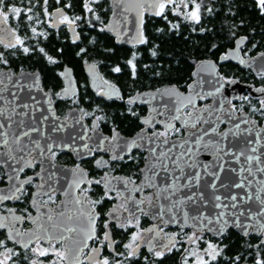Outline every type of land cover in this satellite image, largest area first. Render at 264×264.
<instances>
[{
  "label": "water",
  "instance_id": "obj_1",
  "mask_svg": "<svg viewBox=\"0 0 264 264\" xmlns=\"http://www.w3.org/2000/svg\"><path fill=\"white\" fill-rule=\"evenodd\" d=\"M139 2V0H119L117 3L116 0H111L113 14L110 17L107 25L104 29L114 36V40L118 44L124 45H137L140 44L138 42L140 36V26L138 24L139 17L137 15L138 9L135 5ZM56 11L53 10L52 13ZM150 14L148 12H145ZM57 17H53L52 25L56 26L58 23L55 21ZM73 27V26H72ZM0 28H3L4 31L0 32V39L4 41L3 45L11 42L15 43V36L13 35V30L9 27L8 24H0ZM70 35L72 38L77 39V35L75 32L70 30ZM16 35V34H15ZM241 39H237L235 46L231 49H228L226 55L219 59L220 62H224L227 60H232L234 62H238L242 67L253 68L257 73H264V55H259L250 60L243 59L239 56V45L238 41ZM86 66L87 75L90 77V83L92 88L95 89V83L98 79H100V75L96 69V65L94 63H88ZM65 70H68L67 75H61L66 84L65 89L62 91V96L67 97L72 93H76V88H74V81L72 78V70L70 67L65 66L62 70V73H65ZM5 75L2 77L3 85L0 88H3L7 85L8 91L0 92V96H3L4 99L0 100V107L7 108L11 111V105L8 104V101H12V93H16V103L17 104H28L29 107L27 109L17 108L16 111L19 113H26V115H21L18 117H14L16 120L23 119L24 121V130L28 128H37L38 132H33L31 135L32 140H38L41 146L53 145V151H70L75 162L80 161L84 158H88L92 155L93 150L91 148H85V145H88L89 142H92L96 146L101 144L103 138H106L102 132H99L96 129H93L94 133H97L98 136H94V141L90 139H85L86 129L85 125H71L68 124L67 120L64 118L58 117L55 113V107L52 104L49 98V92L44 90L42 86V82L37 71L33 72H21L14 74L11 69H6L2 71ZM192 80L189 82L190 89L188 91L181 90L178 86L171 84L164 86L160 90H146L141 91L135 94L133 97V101H142V102H151L152 106L161 107L166 106L171 114V117L176 116V108L180 106H184L183 108H187L188 106L193 107L188 104L189 98L195 99V106H197L198 96L206 95L211 99L210 103L213 100L212 95H209L213 87L216 84L222 83L221 76L217 73V65L213 59H202L198 61L193 70H192ZM11 75V80L7 77ZM111 86V89L114 92L118 91L115 86ZM116 93H113L112 96H115ZM226 95H224L223 99L220 100L217 104L212 105L215 109L218 106H222V103L225 102ZM218 105V106H216ZM226 109L223 107L222 112ZM211 113V114H209ZM206 115L197 116L202 117L203 121L199 127L194 130H189L188 133L184 137H167L168 143L164 144L163 140L165 138L153 137L151 136H141L132 135L130 137L120 135L116 140H120V143H116L117 145H113L115 149H121L120 153H116L115 156H122L127 154L133 147H139L148 152V159L145 160L143 166L141 167V178L138 182L139 186L142 188L144 186L153 189L154 193V201L150 205H148L144 210L146 213L151 214V219L156 221L153 216L159 214L160 207L166 210L168 207L172 206L173 202L186 200L187 196L192 195L195 202L187 201L186 203L180 206V210L177 211L175 208L173 211L175 212L178 222H170L167 225L170 227L182 228L184 225L185 217L184 213H188V216H196L199 214H203L208 216L209 218H215L216 214L221 211V209H216L214 207L215 196H221V202L230 203L228 199L232 194L245 195L244 189H237L232 187L231 185L235 183H239L242 177H247L245 181V185L247 188V192L253 194V201H250L247 205H240L243 209H251L253 211L257 210L259 205L255 201V193L257 189L260 188L259 181H264V174L257 173L255 171L256 164L253 162L252 165H249L246 162L245 157L247 155H259L261 161H264V126L257 125L255 123L251 124L248 119H246L245 114L234 115L230 109H226L224 115L218 114V112H211ZM71 113L69 116H72ZM181 119L178 122L183 126L185 122H180L184 117L189 119L188 116H184L180 113ZM220 115V117H218ZM71 118V117H70ZM193 118V116L191 117ZM219 118V119H217ZM173 120V119H172ZM73 122H76V119H72ZM195 121V118L190 120L188 125H191ZM223 121V122H221ZM239 125V130L236 128V125ZM223 125V127H222ZM221 127V128H220ZM215 128L216 131L213 133L211 129ZM205 130L208 131V135L204 136L201 144L199 146L192 144V153L191 159L189 157H185V160H188L189 163H194L196 165L195 168H189L184 166L183 173H181L180 169L175 168L171 163L168 164V170L165 171L162 166L167 158L162 160H158L156 157L152 156L149 149L155 148L156 155L159 156L161 151L167 152L168 149H172L171 157L173 159L176 158L178 154L184 152L189 147L188 144H184L186 140L192 142L196 139V136L200 135ZM251 130V131H249ZM19 131V129H16ZM189 133H195L196 135L190 136ZM224 133H228L225 137ZM232 133H238L233 136ZM259 134V137L258 135ZM103 135V136H102ZM102 136V137H101ZM140 138V143H135V140ZM150 138L154 141L150 143ZM260 139V144H256V140ZM251 141V143H248ZM25 143H29V138H24ZM177 145L173 147V145ZM180 144H184V147H179ZM129 145H132L129 149ZM31 146V145H30ZM125 148H116L123 147ZM15 147V145L13 146ZM252 147H256L258 151L256 153H252L250 149ZM218 148H224L226 151L230 150L233 153L244 152L245 155L240 157V162H236L235 155H224L223 152L218 151ZM46 155L43 160L44 171L40 172L41 175L37 176V174L31 176L34 178H40L44 176L46 179V190L43 192L51 191L56 188L60 191L62 195V201L54 208H56L55 212H52V219L49 220L47 215H42L39 210L34 215L33 218L36 219V223L28 229L23 237H17L21 241V243H14L22 247L23 243H26L28 239L32 237L34 233H37L39 229H49L61 231L68 227H85L87 225L86 217H81L80 213L82 211L81 205H77L75 203V198L77 191L83 185H90L91 178L88 176L86 171L82 167H67L64 164H56L54 160L49 156L50 153L47 152L45 147ZM35 155V154H34ZM114 155H112L113 158ZM97 161H102V159H98ZM97 164V162H95ZM181 165H184V162H180ZM223 164V169L221 170L220 165ZM155 165V167H151ZM205 166H207L208 172H219L220 179L215 180L217 185L216 189L213 190L210 186L214 181V177L205 174ZM241 167L247 169L251 167L253 170V175L249 176L248 172L245 171L240 173ZM6 172V168H4ZM196 172H200L201 179L197 183L194 179H192ZM83 173L84 175H81ZM22 174V173H21ZM20 179L24 180L27 177H21ZM50 177V178H49ZM174 177H180L179 181L173 185ZM116 186L114 188H110L111 191L115 192L118 188H120L125 178L115 177ZM125 179V180H124ZM85 181L80 184L79 188L70 187V185H74V182ZM248 181H251L252 184L249 187ZM6 184L0 186V189H5L9 187V183L7 181V176L5 179ZM106 182V181H105ZM153 185V186H149ZM171 185V187H170ZM224 185V186H221ZM122 188V187H121ZM165 189H167L165 191ZM157 192L160 194L159 200H157ZM174 193V194H173ZM85 196V195H84ZM203 199H200V197ZM261 196L264 197V192L261 193ZM84 199V198H83ZM6 201V200H5ZM4 202V201H3ZM129 206V203H128ZM151 207V210L149 211ZM135 208V207H133ZM90 209V205L88 202L84 201L83 210L87 211ZM137 212V211H136ZM128 215V213L126 212ZM172 213H168L165 211L164 220H168L171 217ZM72 219H69V218ZM229 220L228 227L225 229L224 234L227 230H233L235 233L240 236L245 237L243 235L242 230L239 227H236L231 221L232 217H226ZM241 221L248 223L245 221L243 217H241ZM161 223L166 225L162 220ZM195 223L194 221L189 220L188 224L183 226V228L193 229L191 225ZM206 223V222H205ZM206 231V230H205ZM204 231V232H205ZM207 234L215 239L216 236L213 235L212 232L206 231ZM21 233V232H20ZM255 234V233H254ZM74 239H82V233H73ZM256 235V234H255ZM171 237L159 241V237L156 235L151 236L146 244V250L152 251L157 247L162 248V245H168ZM46 243V242H45ZM90 241H88L89 245ZM31 245V244H30ZM29 245V246H30ZM28 246V247H29ZM71 251L68 250L64 246L66 252H68V259L64 260L65 264H77V257H79V264L85 263L89 264V256L88 253L85 257H83V251L81 252L79 248H77L74 244L70 245ZM97 248V247H95ZM163 249V248H162ZM91 252V251H90ZM101 258L98 257V259Z\"/></svg>",
  "mask_w": 264,
  "mask_h": 264
},
{
  "label": "flooded vegetation",
  "instance_id": "obj_2",
  "mask_svg": "<svg viewBox=\"0 0 264 264\" xmlns=\"http://www.w3.org/2000/svg\"><path fill=\"white\" fill-rule=\"evenodd\" d=\"M71 3V8H64V12L69 17L81 16L84 17L81 20L77 21L74 25V32L77 35V39H74L70 35L69 25L66 23H56V26L52 25L53 19L52 16L44 15V5L43 0H32V4L36 5L33 7V11L29 13V15L33 16V20L31 22L27 21L25 17H21V20L18 21L16 19H10L7 23L11 30L15 32V36H20L24 40L23 47H28L30 49V53L34 50H39L42 48L43 40L48 36H52L57 43L59 41H63V38H60V35L63 34L71 43L83 42L80 44L81 48H87L90 44H94V39L88 38L87 35L98 32H104L109 34L108 36L112 37L114 43V36H111L109 32H107L104 27L107 25L110 17L113 14V8L111 4V0H100L99 6L93 5L96 10L97 15H99L100 19H92L91 14H85L83 9L84 0H61L60 4L56 3V0H49L47 9L49 13H52L53 10L57 8H61L64 4ZM8 6L15 4L22 9H27L31 5H29L28 0H6ZM40 7V10L36 11V8ZM260 12V10H259ZM261 14V12H260ZM37 18L39 22H37ZM154 19H160V21L168 22L169 20H164L160 17L153 16L151 14L145 13L143 16V26L142 33L143 37L146 39L145 26L151 24V21ZM55 21H59V17L55 19ZM31 27H36L38 33H44L45 35H37L34 36ZM251 30L255 29L252 33L242 34L238 36L230 35L228 43H225L223 47V51H221L216 57L215 63L217 65V73L221 76L222 84L224 85L223 94H228L227 101L223 105L227 109H230L234 115L245 114L246 119L253 124H257L260 126H264V107L261 106V99H264V92H257L256 89H264V73H257L253 68L242 67L238 62H234L232 60H227L224 62H220L219 59L226 55L228 49H231L235 46L236 40L244 38L243 43L239 45L238 51L239 56L243 59L250 60L256 56L264 54V27L249 28ZM94 31V32H93ZM118 44V43H116ZM144 43H140L137 45H125L130 46L132 48H137L139 45ZM120 45V44H118ZM124 45V44H122ZM59 46V45H58ZM40 54L41 52L38 51ZM0 53L4 54V58L8 61L7 64H0V71H4L6 69H11L14 74L21 72H33L37 71L39 73L42 86L44 90L49 92V98L52 104L55 107V114L67 120L68 124L71 125H85L86 134L85 139H90L94 141V136H98L97 133L93 132V129L102 132L106 138H103V144H99L96 146L92 142H89L87 147L93 150V153L88 158H84L80 161L74 160L70 151H54L56 152L55 158L53 159L56 164H64L67 167H82L88 176L91 178L90 185H83L77 191L76 196H80L82 189H89L88 192L85 193L84 201H100L103 198L102 203H98L95 206V212L98 216L96 220V233L98 237H102L103 234V225L108 220V213L113 209L114 206L123 205L127 202L130 207H135L136 201L144 200V203L140 205L143 209H145L149 204L145 199V195L149 194L152 198V203L154 201V193L152 188H148L146 186L140 187L138 182L141 178V167L143 166L145 160L148 159V152L139 147H133L127 154L122 155L123 159H113L112 155H116V153H120L121 149H114V146H107V143L113 141V137L116 136H152L154 132H161L165 130L166 124L174 125L175 128H179L180 132L175 133L173 136L168 137H184L189 130H194L199 127L203 121V118L199 120V123L196 124L195 128L187 129V127L182 126L178 120H172L171 114L166 106L155 107L151 105V102H142V101H133V97L136 93L146 90H160L164 86L169 84H163L156 87H145L142 89H130L123 90L119 84H117L111 77L106 74L107 72L103 70L100 66V63L96 61V59H83L81 60V68H73L72 66L63 63L61 67H57L59 61L54 58L57 63L52 64L49 63L47 58L45 57L44 63H42L41 59L37 57L38 53H34L30 55L24 54L22 47L17 46L16 48H6L3 44H0ZM37 54V55H36ZM17 56L14 58V61L11 60V56ZM264 60V59H263ZM94 63L96 65V69L98 74L100 75V79L96 80L95 89L90 87V77L86 72V64ZM56 65V67H55ZM65 66H68L72 70V78L74 81V88H76V93H72L67 97L62 96V91L65 89L66 84L61 76L62 70ZM48 67L53 71L54 74L47 75L45 74L43 68ZM264 68V67H263ZM55 71V72H54ZM237 84V91L234 92V95L230 91L231 83ZM3 84H0L2 86ZM115 86L117 92L111 89V86ZM241 85H246V89L241 91ZM190 86L185 91H188ZM113 93H116L115 96H112ZM205 99H200L198 96L197 106L182 108L181 114L184 116H188V113H193V118L195 121L197 116L203 115L206 111L205 107L210 104L211 99L208 98L205 94ZM247 97V99H245ZM115 107H119L123 110V112L132 119L131 124L127 123L125 125L120 126L118 121L114 118ZM72 116H69L70 114ZM71 117V118H70ZM220 117V115L218 116ZM76 119V122H73L72 119ZM193 118L187 119L186 117L180 122H189ZM134 120V121H133ZM146 121L148 123H146ZM190 127V126H189ZM223 127V125H222ZM221 128V127H220ZM174 131V130H173ZM171 133V132H170ZM102 135V136H103ZM101 136V137H102ZM180 137V138H181ZM164 138V137H160ZM140 138H137L134 142L140 143ZM133 155H138L140 157L139 163H137L136 172L137 176L129 178V174L133 175L132 169V160ZM51 157V155L49 154ZM31 159V157H30ZM98 159H102L105 162L104 166H97L95 162ZM44 168L40 162H36L34 167L25 168L24 172L21 174V177L33 176L37 173L41 172V168ZM4 168H0V175L4 176L3 181H0V186L6 184V174ZM103 176L106 180L104 185L101 187L100 185L92 184V179L98 176ZM42 177V178H41ZM40 178H34L30 184L24 186V191L26 195L21 196L19 200H6L4 202H0V216L8 217L9 222L11 223V214L8 211L9 209L15 210L16 216L24 217L23 220L15 222L14 227L17 231L21 233H25L30 227L33 225L32 219L34 215L37 213V210L42 213V215H47L52 217V212L56 211L54 206L58 205L60 201H62V195L60 191L56 188L52 189L50 192L51 195L54 196V201H49L45 204V201L49 200L48 195H40L36 197L35 204L33 206V194L37 192L38 186L40 184H45L46 179L44 176ZM120 177L125 178L124 184L117 189L115 192L110 191L108 194L111 196H118L119 203H115L114 200H109L105 198V185L108 187L114 188L116 186V181L114 178ZM141 188V191H136L134 189ZM46 190V186L42 191ZM120 193L121 195H118ZM121 221L124 217H128L126 212H123L121 209ZM139 212V211H137ZM136 212V213H137ZM140 213V212H139ZM142 219L140 220V227L143 235L141 239L138 241L140 244L139 249L136 252L135 257H140L141 255L148 254L150 257L155 256V252L157 251H165V254L169 253L167 249H162L160 247L155 248L152 251H147L146 244L148 239L156 235L159 237V241H163L167 239L163 234V231L167 230H176V227H170L167 224L164 225L161 223V219H157L153 222L151 219V214H143ZM109 228L112 232V239L119 242V230L122 229L117 226L115 221H112L109 224ZM153 228H162V232L157 231H143L146 229ZM124 231V229H122ZM127 234H132L134 232L133 229L128 228L125 231ZM227 232L225 233L227 235ZM9 233V228L0 229V240H5L6 245H9L15 249L17 253L24 254L27 250L36 244L35 241L25 249H22L18 245H16L13 241L7 240V235ZM224 234V235H225ZM203 235L207 236L208 239H214L208 236L207 232L203 231ZM223 235V237H224ZM206 237V238H207ZM215 240L216 244H219V241L223 239ZM246 237V236H245ZM169 238V237H168ZM45 243V242H41ZM182 244V243H180ZM184 244V243H183ZM186 245V243H185ZM189 245V244H187ZM99 242L90 241L88 247L83 251V257L86 256L93 248L99 247ZM170 246V245H169ZM120 246H116V251ZM179 249V250H177ZM175 251H181L184 253L183 248L173 249ZM113 255L110 253L107 248H105L101 257L105 255ZM84 263V262H83ZM241 264H246V254L243 257V261Z\"/></svg>",
  "mask_w": 264,
  "mask_h": 264
},
{
  "label": "snow or ice",
  "instance_id": "obj_3",
  "mask_svg": "<svg viewBox=\"0 0 264 264\" xmlns=\"http://www.w3.org/2000/svg\"><path fill=\"white\" fill-rule=\"evenodd\" d=\"M49 0H43L44 7V15L45 16H53V17H59L58 23H66L69 25L70 30L74 32V28L72 27L77 21L81 20L84 17L81 16H75V17H69L65 14L64 8H71V3L64 4L61 8H57L54 13H49L47 9ZM118 3L119 0H116ZM30 7L27 9H22L21 7L16 6L15 4H12L11 6H8L6 3V0H0V24H7L10 19H16L18 21L21 20V17H25L27 21L31 22L34 18L32 15H29L33 11V7L36 5L32 4V0H28ZM57 4L61 3V0H56ZM100 0H84L83 2V9L85 14H91L92 19L99 20L100 17L97 15L95 8L93 5L99 6ZM257 7L259 8L262 15H264V0H256ZM135 7L138 9L137 15L139 17L138 24L140 26V36L138 39L139 43H147V40L143 37L142 33V26H143V16L145 12L150 13L153 16L160 17L164 20H168V14L170 13L172 16L175 17H182L184 20L191 22L193 24H198L201 22L202 16H201V10L204 7L203 0H139V2L135 5ZM206 11L208 13L212 12L211 8H206ZM37 22H39L37 18ZM53 26V25H50ZM173 28H177V24H172ZM4 29L0 28V32H3ZM31 31L34 36L37 35H45L44 33H38L36 27H31ZM13 35L15 36V32H13ZM244 38H241L240 41H238V45L243 43ZM4 41L0 39V44H3ZM24 40L20 36H15V43H7L4 46L6 48H16L17 46H21L24 54H29L30 49L28 47H23ZM39 51L45 55L49 63L55 64L57 61L49 56L43 48L39 49ZM84 50L81 49V52ZM155 55V53H153ZM264 55V54H261ZM136 57L135 54H133L132 59L128 61V64L132 68L133 76H135V61ZM8 61L4 58V54L0 53V64H7ZM115 72H120L121 69L119 67H116L113 69ZM68 70H65V73H61V75H67ZM5 74L0 71V84L3 83L2 77ZM9 80H11V75H8L7 77ZM8 91L7 85H5L3 88H0V92ZM219 91V89L217 90ZM257 92H264V89H256ZM65 92H67V89H65ZM12 101H8V104L11 105V111H9L7 108L0 107V168H6V175H7V181L9 183V187L7 190L0 189V202H3L5 200H19L21 196L26 195V192L24 191V186L27 184H30L33 180V177L29 176L27 179L21 180L20 174L24 172L25 168H31L35 166V163L38 161L43 165V160L46 155L45 147L47 149V152L51 154V158L54 159L56 153L52 150L53 145L49 144L46 146H41L40 142L38 140H32L31 135L33 132H38L39 130L37 128H28L27 130H24V121L23 119L16 120L14 117H18L21 115H26V113L22 114L16 111L17 108H24L27 109L29 107L28 104H17L16 103V93L13 92L12 94ZM211 95V93L209 94ZM200 99H205V96L201 95L199 97ZM4 97L0 96V100H3ZM247 99V97H245ZM261 106L264 107V99H261L260 101ZM188 104L195 106V99L189 98ZM184 106L177 107L175 110L177 112L176 116L171 117L173 120H179L181 119V111ZM204 111H208L207 109H204ZM211 114V113H209ZM193 113H188V117L191 118ZM202 117H198L196 121H194L191 125H188L187 120L185 121L184 127H192L195 128L196 124L199 123V120ZM219 119V118H217ZM223 122V121H221ZM146 123H148L146 121ZM236 128L239 130V125H236ZM16 129H19V131H16ZM175 131L177 133L180 132L179 128H175L174 125L166 124L165 130L161 132H154L153 137H164L163 140L164 144L168 143L167 137L169 136L171 131ZM211 131L214 133L216 131L215 128L211 129ZM251 131V130H249ZM238 133H232L233 136L237 135ZM190 136L196 135L195 133H189ZM208 135V131L205 130L200 135L196 136V139L192 142H189L186 140L184 144H188L189 147L186 151L181 152L176 156L175 159L169 155L172 151V149H168L167 152L161 151L159 156L156 155V149L151 148L149 151L151 152L152 156L156 157L158 160H162L164 158H167L165 162L163 163L164 170H168V164L171 163L175 166V168L180 169L181 173H183L184 166L189 168H195L196 165L194 163H189L188 160H185V157H189V160L191 159V153H192V144H195L199 146L201 144V141L203 140L204 136ZM225 137L228 135V133L222 134ZM259 137V134H257ZM24 138H29L30 144L24 142ZM143 139V137H140ZM113 139H116V136L113 137ZM154 142L150 138V143ZM248 143H251L249 141ZM103 144V141H101V145ZM184 144H180L179 147L183 148ZM256 144H260V139L258 138L256 140ZM15 145V147H13ZM31 145V146H30ZM132 145H129V149ZM177 145H173V147H176ZM87 148V145L84 146ZM218 151L223 152L224 155H235L236 156V162H240V157L244 156V152L240 153H233L230 150H225L224 148H218ZM252 153H256L258 149L256 147H252L250 149ZM35 154V155H34ZM261 155H264L262 153ZM31 157V159H30ZM113 159H123V156H113ZM246 162L249 165H252L253 162L256 164L255 171L257 173L264 174V161H261L259 155H247L245 157ZM181 161L184 162V165H181ZM104 161H97V166H104ZM151 167H155V165H152ZM221 170L223 169V164L220 165ZM45 169L42 167L41 172H43ZM247 171L248 175H253V170L251 167H248L247 169L241 167L240 173H243ZM205 174L210 175L214 177V181L211 183V187L213 190L216 189L217 185L215 183V180L220 179V173L219 172H208L207 166H205ZM41 173H37V176H40ZM81 175H84L81 173ZM42 178V177H41ZM50 178V177H49ZM4 176L0 175V181H3ZM180 177H174L173 179V185H175L179 181ZM194 179L197 183L201 179L200 172H196ZM247 180V177H242L239 183H233L231 186L235 187L237 189H244L245 195H238V194H232L228 198L230 200V203H223L221 202V196L217 195L215 196L216 203L214 204V207L216 209H221L219 211L215 218H209L206 215H203L202 213L196 216H188V213H184L185 222L183 226L188 224V221H194L191 226L195 229L191 235L186 236L185 243L189 245H195L196 247L189 250L184 249V252L186 253L183 255L182 264H190V258L191 264H215L217 262L218 257H221L224 253V248L221 247L219 244H213L210 241L204 240L203 231L212 232L214 236L217 238L223 237L225 229L228 227L229 220L226 217H232L233 220L231 221L236 227H239L243 235L247 236L252 233H255L256 235H264V197L261 196V193L264 192V181H259L260 188L257 189L255 193V201L258 203L259 207L257 210L253 211L250 208L249 209H243L240 207V205H247L250 201H253V194L247 192V188L245 185V181ZM85 181L80 182H74V185H70V187L79 188L81 183H84ZM91 183V182H89ZM95 183L99 184L100 181H95ZM252 184L251 181H248V186L250 187ZM153 186V185H149ZM224 186V185H221ZM45 185L42 183L38 186L37 192L33 194V206H36L35 199L36 197L40 195H48L49 200L45 201V204H47L49 201H54V196L50 194V192H43ZM171 187V185H170ZM105 198L111 200L113 197L109 195L108 193L111 191V189L105 185ZM136 191H141V188L134 189ZM167 189H165L166 191ZM86 189L82 190L80 196H77L75 198V203L77 205H81L82 211L80 213L81 217H86L87 225L85 227H68L61 231L56 230H49V229H39L37 233H34L30 239L27 240L26 243L22 244V247L28 248L30 244H32L34 241L37 244V247L32 248V252L36 254L37 256H47L49 254L48 248H42L40 247L41 242H46L50 244L51 252L56 255L60 260H66L68 259V252L66 251H59L55 247L57 243H60L64 245L66 248H68L69 251H71L70 245L74 244L77 248L80 249L82 252L84 248L88 247V241H97L99 242V247L93 248L91 252L88 253L89 256V264H123V260L121 259H115L114 261H110L107 256H104L103 258H99L101 256L102 251L107 248V250L113 254L114 257H123L124 259H128L131 257H134L136 255L137 250L140 247V244L138 241L141 239V229L139 228V218L135 220V223H133L131 217L134 215L136 211H139L142 214H147L145 210L140 207L144 203V200L136 201L135 202V208L128 206L127 202L123 205L114 206L112 210L108 213V220L103 225V234L102 237H98L96 233V220L98 219V216L95 212V206L98 203L103 202V198L100 201H89L90 209L87 211L83 210L84 207V195L86 193ZM174 194V193H173ZM118 195H121L118 193ZM160 194L157 192V200H159ZM148 202V204L151 206L152 204V198L146 197L145 198ZM200 199H203L201 196ZM187 201L195 202L193 199V196H187L186 200L181 201H175L173 202L172 206L168 207L166 210L163 208V206L160 207L159 214H156L153 216L154 219H161L165 224H168L170 222H178V218L173 211L175 208L177 211L180 210V206ZM127 212L129 219L127 220V223H124L121 221V211ZM151 210V207L149 211ZM11 214V223L9 222L8 217L0 216V229L9 228V233L7 235V240L14 241L15 243H21L17 237H23L24 233H20L17 231L14 227L15 222L21 221L24 219L22 216H16L15 210L9 209L8 210ZM165 211L168 213H172L171 217L168 220H164V214ZM241 217L244 218L245 221H248V223L241 221ZM33 223H36L35 218H31ZM52 217L49 216V220H51ZM69 219H72L71 217ZM115 221L117 226L124 229V231H127L130 227H135L137 229L136 232H133L131 234L130 240L128 243L124 244L123 247L127 251V256L123 252H117L116 246L118 245V242L112 239V232L109 228V224ZM206 222V223H205ZM143 231H157L162 232V228H153V229H146ZM73 233H82L83 238L82 239H74ZM178 234H173L171 239L169 240L168 245H162L161 247L163 249H167L168 252H171L173 249H176V245L178 241L176 240V236ZM203 242L207 244V247L204 249L199 248V244ZM170 245V246H169ZM260 245H264V240L260 241V244L256 245V247L259 249ZM249 247H252L251 244H249ZM0 249H3V251H0V264H9V261L13 260V257H18L19 253L14 252L12 248H9L6 246L5 240H0ZM179 250V249H177ZM262 252H264V249L261 251H258L256 254V259L254 264H264V258H262ZM165 255V251H157L155 252V256L157 258H162ZM227 259V257H225ZM243 258L242 254L237 255L234 258L235 264H239V261ZM31 264H37L36 260L31 261ZM77 264H79V257H77Z\"/></svg>",
  "mask_w": 264,
  "mask_h": 264
},
{
  "label": "trees",
  "instance_id": "obj_4",
  "mask_svg": "<svg viewBox=\"0 0 264 264\" xmlns=\"http://www.w3.org/2000/svg\"><path fill=\"white\" fill-rule=\"evenodd\" d=\"M203 3L202 19L198 24L188 22L182 17L172 16L170 13L168 14L170 23H164L160 19H154L151 24L147 23L145 26L147 43L137 48L118 45L113 42L112 37L108 36L109 34L98 31L87 35L88 38L94 39L95 43L84 49L80 47L83 42L71 43L63 34L60 38L64 40L58 43L52 36H48L43 40L42 48L49 56L59 61L57 67L66 63L79 69L83 59L98 60L100 67L123 90L174 84L185 91L192 80L191 73L195 64L202 59L216 60V56L223 51L225 43L229 41L227 37L250 34L255 30L249 29L251 27H264V15L260 14L256 0H203ZM206 8H211L212 12L208 13ZM38 10L40 7H37L35 12ZM172 24H177L178 27L173 28ZM81 49L84 51L81 52ZM38 51L34 50L30 55L38 53L37 57L44 63L45 55ZM133 54L136 57L135 76L128 64ZM17 56H11V60L14 61ZM116 67H119L121 71H113ZM43 70L47 75L54 74L48 67ZM115 108L114 118L121 124L120 126L131 124L132 119L119 107ZM117 236L119 237L118 246H120L117 252H121L123 244L130 240L131 235L120 229ZM215 240L210 239V241ZM261 240H264V235L252 233L243 237L230 230L219 241V245L224 248V253L218 257L215 264H235L234 258L241 254L243 257L246 254V264H254L257 252L264 249V245H260L259 249L256 247ZM249 244L252 247H249ZM182 251L172 250L162 258L150 257L148 254L134 256L124 259L123 264H182L184 255ZM261 255L264 258V252ZM31 256L32 254L19 253V256L15 257L18 261L16 264H31L29 261ZM105 256H109L110 261L123 258L110 254ZM242 261L243 258L239 264Z\"/></svg>",
  "mask_w": 264,
  "mask_h": 264
},
{
  "label": "rangeland",
  "instance_id": "obj_5",
  "mask_svg": "<svg viewBox=\"0 0 264 264\" xmlns=\"http://www.w3.org/2000/svg\"><path fill=\"white\" fill-rule=\"evenodd\" d=\"M187 129H191V127H187ZM175 131H171V133H170V136H173V135H175ZM177 137H181V136H177ZM56 153V152H55ZM51 155V154H50ZM131 160H132V169L134 170L133 171V175H131V174H129V178H131V177H133V176H137V174H135V173H137L135 170H136V167H137V163H139V160H140V157L138 156V155H133V157L131 158ZM132 179H134V177L132 178ZM105 178L101 175V176H98V177H95V178H93L92 179V184H95V185H100L101 187L104 185V182H105ZM95 181H100V183L99 184H97V183H95ZM82 190H85V189H82ZM81 190V191H82ZM87 191L86 192H88L89 191V189H86ZM151 195H149V194H147V195H145V197H150ZM113 198H112V200H114L115 201V203L117 204V203H119V198H118V196H112ZM143 214L142 213H139V212H135L134 213V215L131 217V219H132V221H133V223H135V220L137 219V218H139V222H140V220L142 219V216ZM129 219V216L128 217H124L123 218V220H122V222H124V223H127V220ZM139 227H140V223H139ZM131 229H133L134 230V232H136L137 231V229L135 228V227H130ZM141 229V228H140ZM194 230L193 229H188V228H177L176 230H165V231H163V234L165 235V237L166 238H168V237H172V235L173 234H178L177 236H176V240L178 241V243H177V245H176V248H178V247H180V248H183V249H186V247H187V243H186V245H185V240H186V236L187 235H191V233L193 232ZM131 235V234H130ZM143 235V232L141 231V236ZM204 236V235H203ZM209 236V235H208ZM129 237H131V236H129ZM207 236H204V240H206V241H210L209 239H208V237L206 238ZM3 240V239H2ZM217 240V239H216ZM129 242V241H128ZM128 242H126V243H128ZM210 242H212L213 244H216V242H214V241H210ZM126 243H124V244H126ZM180 243H182V244H180ZM184 243V244H183ZM123 244V245H124ZM7 247H9V248H12L13 249V247H11V246H9V245H6ZM35 247H37V244H33V246L30 248V250H27V252H25L24 253V255H27V254H32V256H31V258H30V263H31V261H33V260H36L37 261V264H65L64 263V260H60L56 255H54L52 252H51V245L50 244H48V243H42V244H40V247H42V248H48L50 251H49V254L47 255V256H37L36 254H34L33 252H32V248H35ZM55 247L57 248V250H59V251H65V249H64V245H62V244H60V243H57L56 245H55ZM196 246L195 245H190V246H188L187 247V249H189V250H191V249H193V248H195ZM207 247V244L206 243H203V242H201L200 244H199V248L202 250V249H204V248H206ZM0 251H3V249H0ZM13 251L14 252H16L15 251V249H13ZM121 252H123L124 254H125V256H127V251L124 249V247H123V249L121 250ZM184 254V253H183ZM186 254V253H185ZM104 257V256H103ZM103 257H101V258H103ZM108 258H109V256H108ZM121 258V257H120ZM191 259L192 258H190V264H191ZM115 260V259H114ZM122 260H124V258H122ZM18 261L17 260H15V257H13V260L12 261H9V264H16Z\"/></svg>",
  "mask_w": 264,
  "mask_h": 264
},
{
  "label": "bare ground",
  "instance_id": "obj_6",
  "mask_svg": "<svg viewBox=\"0 0 264 264\" xmlns=\"http://www.w3.org/2000/svg\"><path fill=\"white\" fill-rule=\"evenodd\" d=\"M238 88H240V87H238L237 84L235 85V84H233V82L231 83V86H230L229 89H230L231 93L233 94V96H235L234 95V92L237 91ZM241 88H242L241 91L242 90H245L246 89V85H241ZM218 89H219V91H217ZM223 90H224V85L222 83H219V82L216 84L215 87H213V89L210 92L211 95H212V97H213V100H212V102L208 106L205 107L208 111H206L203 115H206L207 113L211 112L212 110L214 112H218V114H220V115H224L225 114L223 112H226V109L227 108L223 112H222V109H223V105L227 101L228 94H223ZM224 95L227 96L226 99H225V102L222 103V106H220L221 104L219 106L216 105V106H218V108L215 109L212 105H215L214 102H216V104H217L220 100H222L223 97H224ZM117 138L118 137H116V139ZM116 139H114L113 141L107 143V146L108 147H110V146L113 147V145H117L118 143L121 142L120 140H116ZM125 147L126 146L116 147V148H125Z\"/></svg>",
  "mask_w": 264,
  "mask_h": 264
}]
</instances>
